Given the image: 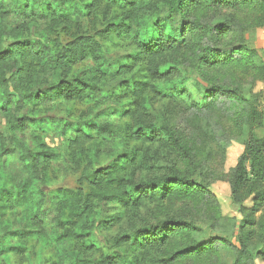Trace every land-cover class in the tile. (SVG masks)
I'll return each mask as SVG.
<instances>
[{
	"label": "trees",
	"instance_id": "1",
	"mask_svg": "<svg viewBox=\"0 0 264 264\" xmlns=\"http://www.w3.org/2000/svg\"><path fill=\"white\" fill-rule=\"evenodd\" d=\"M164 1L78 0L64 12L62 5L51 10L40 8L32 15L36 16L38 12L44 17L53 14V24L47 25V29L55 34L51 45L29 37L7 47L0 43V113L7 124L6 131H0V159L12 155L16 149L20 155L19 162L32 183H44L45 164L60 157L56 148L45 142L32 149L20 140L28 123L43 126L46 122V119L34 118V107L53 101L88 104L87 109L75 115L73 121L61 118L53 126L66 137L67 158L81 169L80 187L73 193V198H67V202L71 213L78 212V219H85L84 222L80 226L67 224L65 219L69 218L61 213V208L64 209L61 199L72 191H61L60 200L56 202L57 213L52 218L46 217L50 210L39 201L29 217L20 210L27 195L20 199L0 183V264H45L49 257L54 264H129L121 257L99 251L88 236L87 231L96 227L95 220L89 218L98 215L99 204L114 202L134 215L147 201L164 200L178 191L186 194L202 191L199 184L178 172L134 180L136 171L148 159L149 148L157 142L169 145L189 163L193 157L189 145L172 127L158 125L148 119L147 104L155 98L159 101L166 99L170 87L166 85L163 92H159L156 82L172 80L175 72L185 71L184 66L193 68L207 83L200 89L202 96L207 93L214 97L221 89L230 92L235 99H241L237 89L230 90L223 83H220L222 87L216 85L217 76H211V73L213 69L229 67L235 76L234 69L237 70L241 64L239 67L249 72L252 81L264 78V64L255 50L242 43L233 44L229 36L240 25L264 28V0H169V15L160 18L158 10ZM198 7L204 8L206 13L199 14ZM222 9L233 10L236 16L231 19L222 17L219 14ZM208 11H214L216 16ZM172 14L178 17L177 24H169ZM0 15H7L1 4ZM84 16L91 19L93 33L81 25ZM64 19L68 22H62ZM71 21L75 24L67 34L68 40L63 43L59 29H70ZM163 22L169 24L166 36L160 30ZM60 23L63 25H56ZM226 37L229 40L221 43L224 47H219L217 42ZM125 40H130L134 46L132 54L111 62L108 46L118 48ZM139 61L144 63L149 81L128 87L120 85L115 95L105 99L117 104L126 100L118 113L127 121L114 124L96 120L93 115H98L102 106L98 101L100 81L108 78L110 66L117 62V76L133 71ZM172 81L175 92H187L185 81ZM191 103L200 110L204 108L198 100ZM29 106L32 107L23 113ZM246 109L242 118L245 134L243 152L232 174L230 193L240 218L235 242L220 239L222 245L233 252L232 264H252L255 259L264 258V136L255 133L263 119L252 106ZM95 139L110 144L109 161L105 166L101 165L103 151L93 143ZM246 201L251 202L249 207L245 206ZM46 222L56 243L55 256L40 244L34 246L31 239L34 232L45 233ZM188 227L182 220L167 217L153 227L138 229L135 232L140 235L138 239L131 236L118 238L115 245L122 246L126 257L132 258L131 255L136 253L139 259L133 258L137 260L136 264L142 258L152 261L157 254L166 257L160 261H174L203 252L210 245L208 241L189 243L184 236L176 242V252L166 250L171 237L188 231ZM72 241L73 247L70 245Z\"/></svg>",
	"mask_w": 264,
	"mask_h": 264
},
{
	"label": "rangeland",
	"instance_id": "2",
	"mask_svg": "<svg viewBox=\"0 0 264 264\" xmlns=\"http://www.w3.org/2000/svg\"><path fill=\"white\" fill-rule=\"evenodd\" d=\"M76 2L78 0H0L2 10L7 12L5 16L0 15L2 18L0 20V43L2 47H7L12 42L28 37L42 41L47 46L51 45V40L55 34L47 29V25H51L53 14L44 17V14L41 15L39 12L34 16L32 12L36 13L40 8H50L51 10L58 5H62L61 8L64 12L65 10L68 11ZM168 9L169 0H165L162 6H159V17L165 18L166 15H169ZM198 9L199 14L206 13L204 8L198 7ZM207 13L212 14L213 17L216 16L214 11ZM219 14L228 19H231L233 15L236 16V13L230 9H222ZM170 18L172 19L168 21L169 24H177L178 17L176 15L172 14ZM190 19L193 20L191 16ZM67 20L64 19L62 22ZM90 23L91 19L87 16L81 18V25L84 29L93 33L92 23ZM74 24L72 21L70 22V29L58 28L61 42L65 43L68 40L67 34L72 31ZM169 24L163 22L162 29H160L163 36H166L165 31L169 30ZM56 25L62 26L63 23ZM235 32L229 35L232 43H242L249 49L255 50L258 59L264 64V28L240 25L235 29ZM228 40V37L222 38L217 42V45L224 47L221 43ZM108 49L109 58L112 62V59L117 60L126 54H132L134 46L130 40H125L118 48L109 45ZM116 63L110 66L111 71L108 78L105 81H100L101 91L98 101L102 105L101 112L93 116L96 120L124 124L127 118L120 116L118 110L124 108L126 100L122 104H117L112 100L105 101V99L115 95L120 85L128 87L133 84L147 83L149 78L144 71L142 61L137 62L133 71L117 76L115 74V68L118 67ZM239 66L237 70L234 69L235 76H232L229 67L213 69L211 76H217L216 85L222 87L220 83H223L230 90L237 89L241 93V99H235L230 92L221 89L214 97H210L212 95L207 93L202 96L200 89L207 83L193 71V68L190 69L186 66H184L185 71H177L171 76L175 82L185 81L184 88L187 90L185 94L179 92L178 89L177 92L172 89V86H175L172 80L167 82L160 79L156 82L159 92H163V88L168 85L170 94L166 99L159 101L155 98L150 101L149 105L147 104L148 119L155 124L172 127L189 145L193 156L192 162L189 163L169 145L157 142L149 148L148 159L145 164L138 168L134 180H148L178 172L188 180L199 184L202 191L194 194L178 191L171 193V196L164 200L147 201L134 215L114 202L99 204L98 215L89 218V220H95L96 227L87 231L88 236L91 237L99 251L109 253L116 258L121 257L129 264H136L137 260L139 261L138 255L133 253L132 258L124 256L122 246H116L115 240L118 238L125 239V237L127 239L130 236L138 239L140 235L135 233L138 229L145 226L153 227L165 218L171 217L186 222L189 229L182 234L177 233L171 237V244L166 247L170 253L178 250L176 242L184 236L189 243L208 241L210 245L203 249V252H195L174 261H160V258L166 257L157 254L152 261L142 258L139 264H232L233 252L231 248L222 245L220 239L224 238L230 242H235L234 236L240 214L237 211V206L231 202V178L243 152L245 134L242 118L249 106L261 113L262 125L255 129V133L264 136V78L252 81L249 72H244ZM171 81L173 82L172 85ZM208 86L210 85L208 84ZM194 100H198L204 108L200 110L193 106L191 102ZM31 107H27L23 113ZM87 107L88 104H68L57 101L34 107L36 112L33 115L34 118L46 119V122L43 126H37L32 122L28 123L27 128L20 136V140L32 149H36L41 142H45L56 148L60 154L58 160L45 164L44 183H32L29 180L26 170L19 162L20 155L16 149L12 155L9 154L0 159V183L14 191L20 199L23 195H27L26 201L22 203L21 209H19L23 210L29 217L32 216L35 205L39 201L40 204H44L45 208L50 210L46 217L52 218L57 213L55 212L56 202L60 200L61 191L69 190L72 192L67 196L64 195L61 199V206L64 207V209L61 208V213L69 218V220L65 219V222L77 226L84 222L85 219H78V212L71 213V206L67 202V198H73V193L80 187L81 169L67 158L66 137L60 133V129H54L53 126L55 122L62 120L61 118H64L65 121H73L76 118L75 115L86 110ZM47 122H49L48 125ZM6 128V120L0 113V131H6ZM93 143H96L99 149L103 151L101 165L105 166L109 161L110 144L101 139H95ZM250 205V201L245 202L246 207ZM45 224V233L34 232L31 239L35 242L34 246L40 244L49 250L51 255L54 254L55 256L56 243L51 236L49 223L46 222ZM70 245L73 247L74 241ZM52 258L54 259L53 256ZM120 261L118 260V263ZM45 264L54 263L49 257ZM252 264H264V258H257Z\"/></svg>",
	"mask_w": 264,
	"mask_h": 264
}]
</instances>
